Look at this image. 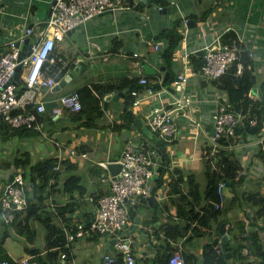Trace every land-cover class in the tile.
<instances>
[{"label": "crops", "instance_id": "crops-1", "mask_svg": "<svg viewBox=\"0 0 264 264\" xmlns=\"http://www.w3.org/2000/svg\"><path fill=\"white\" fill-rule=\"evenodd\" d=\"M167 1L169 2L167 6H172L171 12L158 9V4L147 6L143 10L132 8L106 12L92 17L86 23L76 27L75 31L67 34L65 38L71 39L72 43H67L66 47L58 40L56 51L59 54L70 60H77L78 63L79 57L82 56L87 65L61 90L47 91L46 98L70 93L84 86L113 85L117 87L127 78L139 77L136 70V58L133 56L134 51H140L144 61L157 69L156 74H152L156 75L154 80H158L159 77L164 78L165 71L161 70L164 62L160 50L155 51L152 42H159L164 48L168 40L166 37L159 40L156 36L172 31L168 32L170 21L173 22V26L178 22L176 26L180 33L186 32L185 45L190 50H200L216 34L231 27L233 32L243 37L246 47L258 55L256 67L260 73L256 76L255 87H260L264 75V0ZM174 3H177L178 7ZM49 9L50 2L48 9L44 12L34 0H0V51L5 48L6 41L16 37L25 25L35 26L36 23L47 19ZM206 13V18L202 19ZM185 19L195 20L196 24L189 26L185 24ZM41 25L42 23L38 24L37 28ZM74 32L79 34V38L73 36ZM149 32L152 33L150 38H148ZM182 46L184 43L178 45L174 55L172 68L175 75L183 66V61L180 60L181 57L179 58V55L184 53ZM193 57L201 58V62L204 58L197 52L191 54L192 66H189L188 70L192 73L198 70ZM190 83L189 88L202 98L212 99L216 95L224 94L212 79H206L200 75L190 76ZM165 86L167 91L161 96L163 99H169L180 93L178 88L171 87L170 84ZM120 91H124V95L118 99H111L107 108L104 107L103 116L93 124L87 119L77 120L65 113L52 123L50 122V126L45 124L48 136H41L38 146L36 142V146L32 145L30 140L26 145L30 149L29 153L36 158H58L60 149L54 146V139H59L63 143L62 161L72 162L76 167L73 170L63 169L62 180L74 174L81 178V184L86 187V193L83 196H80L78 192L74 193L78 203L81 204L74 215L83 220L91 218L97 203L91 202L89 195L95 194L98 197L102 191L108 190L107 184L100 179L101 174L106 173L107 170L100 165L99 161L115 159L121 154L126 139L134 136L136 141L147 143L150 148L154 146L157 148L160 145L161 148L166 149L170 159L168 164L165 161L160 164L164 169H161V175L157 180V183L159 180L160 183L156 185L153 196L141 198L136 205H133L136 212L134 217L131 215L132 225L128 231H131L130 236L133 239L132 247L136 254V264H160L158 261L167 257L171 248H175L174 251L181 249L195 256V264H204L202 256L205 245L212 241V237H217L221 244L222 224H225L222 229L229 236L226 246L233 242L235 236L247 235L251 230L256 229L260 235L264 236V218H259L256 214L259 207L255 204L256 200L264 196V144L262 146L255 144V135L250 133H247L245 141L228 149V152L234 153L239 161L240 169L235 181L229 183L225 189L226 198L219 215L213 217L209 226H202L196 220L192 222V227L197 229L190 234L193 235L191 238L183 236L172 239L166 234L163 229L166 224L184 225L194 216L193 212L189 214L192 200L189 193L194 183H198L203 192V200L200 204L195 205L193 201L195 210L203 212L204 205L209 201L206 199L208 183L205 175V160L208 158L206 154L210 146L209 136L213 133L210 110L214 108V103L212 101L208 104L201 103L198 114H195L201 123L198 128L191 119L180 117L178 138L172 143L161 144L163 140L161 137L153 135L150 130L145 132L148 128L146 115L151 107L161 104L162 100L159 97L133 107L136 119H140L142 125L136 122L128 129H114V124L123 122L122 113L126 108L127 88ZM120 91L113 89L107 93L114 95ZM129 108L132 109L131 106ZM61 119L64 120L58 125L57 122ZM7 138L8 134L5 136L0 132L2 142ZM69 146L76 147L78 152L75 155L69 154L66 151ZM81 151L87 152L88 155H81ZM6 153L8 152L2 151L0 154V159L4 160L2 164L0 163V197L4 193V184L9 181L11 174L10 160H7L9 153ZM99 168L104 170L99 173ZM183 194L188 196L186 200L182 199ZM71 197L70 193L64 191H57L52 195L58 204H65L71 200ZM48 202L47 198L41 210L53 213L54 221L62 225V219ZM31 227L37 230L34 244L27 242L26 233L14 232L6 226L0 207V264L5 259L12 262L24 256L33 258V254L25 250L26 243L29 246H37L42 253H45L43 250L45 230L42 222L34 219ZM199 230L207 233L201 235ZM67 247L70 248V259L60 257L58 264H100L106 250L104 239L97 235L92 238L78 239L69 243ZM230 254L227 264H257L261 261L260 257L246 256L243 252L244 258L241 259L235 258L232 252Z\"/></svg>", "mask_w": 264, "mask_h": 264}, {"label": "built area", "instance_id": "built-area-1", "mask_svg": "<svg viewBox=\"0 0 264 264\" xmlns=\"http://www.w3.org/2000/svg\"><path fill=\"white\" fill-rule=\"evenodd\" d=\"M50 2V9L47 19L36 25H25L16 37L10 38L5 43V48L0 51V122L6 125L8 136L14 131L33 130L41 132L42 137H47L45 123L56 120L65 113L74 114L82 110L83 103L80 93L75 90L70 93L60 94L50 99L46 98V92L53 90L59 82L60 74L67 72L78 64L77 60H70L56 51L58 40H62L72 29L86 23L92 17L106 12H115L119 9H132L144 2V0H47ZM153 1V0H152ZM176 6L178 7L177 3ZM165 6L158 4L157 8L163 10ZM188 20L185 19V24ZM42 23L41 27L37 25ZM233 29L229 27L223 32L216 34L213 39L203 48L206 53L203 55L204 61L198 70L190 72L192 66L191 54L198 50H190L185 41L187 36L182 33L183 38L180 44L184 43L182 55L183 61L181 71H179L171 81V87L178 88L180 93L169 99L161 96L166 93L167 88L163 84L164 78L157 80L160 87L156 88L154 82L145 73V64L140 51H134L136 58V70L139 75V83L142 89L131 90L134 97L131 108L140 106L153 98H160L161 104L155 105L147 113V127L155 135L165 140V143H172L179 136L178 119L187 117L200 126L198 114L201 103H214V108L210 110V120L213 133L209 136L210 154L213 156L222 149L236 147L244 139L243 126L257 125V117H253L247 111L233 109L230 107L228 95H216V97L202 98L197 92L189 88L190 76L200 75L206 79H216L230 72L236 66V75H240L245 69L243 56L246 54L251 58L253 64H248L257 71L256 61L258 55L253 50L246 47L242 36L236 38L228 37ZM27 37L31 38L26 55H22L23 45ZM148 42V41H147ZM155 51L161 49V43L152 42ZM202 49V48H200ZM176 53V52H175ZM180 53V52H179ZM175 55V54H174ZM20 70V81L16 82L15 74L17 68ZM23 82L24 89L19 92L20 84ZM260 87H254L249 92V97L256 100L257 91ZM223 92V91H222ZM51 104V105H48ZM247 135V134H246ZM54 144L60 149L58 163L55 170L60 169L62 162L61 154L63 143L59 139H54ZM257 145L264 144L263 131H257L254 139ZM66 151L75 155L78 150L74 146H69ZM83 156L88 153L81 151ZM158 147H148L143 142L136 141L134 136L126 139L120 156L109 161H99L105 168L106 173L102 174L101 181L108 186L105 194L96 197L89 195L91 202H96L97 207L89 221L73 215L74 228L71 229L64 223L60 214L58 202L52 198V193L48 197L49 205L58 213L62 219V226L65 229L67 243L77 241L82 238H92L102 236L105 241L106 250L100 264H136V254L132 247V238L129 227L132 225V216L128 205H136L141 198H151L153 196L152 178L156 174L158 165ZM114 161L121 164L117 174H112L108 163ZM13 180L4 184V193L0 197V207L2 219L6 226L14 232H18L20 225H24L25 214L29 206L27 191H31L34 183L29 179L28 172L23 166H11ZM11 175V174H10ZM54 180V179H53ZM54 182V181H53ZM229 181L221 180L217 186L218 199L214 201L216 209H222L226 198L225 189ZM48 205V204H47ZM82 219V220H81ZM112 239L116 241L109 243ZM216 251L221 252L219 245ZM243 254L254 257L251 249L245 247ZM62 258H67L66 253L61 254ZM21 264H42L33 260L30 256L17 259ZM1 264H11L9 260L1 261ZM162 264H188L181 249L175 250L170 257Z\"/></svg>", "mask_w": 264, "mask_h": 264}, {"label": "trees", "instance_id": "trees-1", "mask_svg": "<svg viewBox=\"0 0 264 264\" xmlns=\"http://www.w3.org/2000/svg\"><path fill=\"white\" fill-rule=\"evenodd\" d=\"M155 4L167 6L169 2L167 0H153V5ZM147 6L148 3L142 2L137 5L136 8L138 10H143ZM206 16L207 13L203 15L202 19H205ZM177 23L178 22L174 24L173 29L170 33L167 34L166 32H163L162 34L156 36V38L159 40H161V38L163 37H166V40H168L164 45V48L161 46V49L159 51L164 65H166L167 69L170 71V79L167 82L163 81L164 85L170 84L175 77V73L172 68L174 54L178 48L181 39L183 38L182 33H180V31H178L177 29ZM228 37L236 38L237 34L232 31L228 34ZM150 42L151 41H149V43ZM193 60L196 63V68H199L200 64L202 63L201 58L193 57ZM243 61L246 66L240 75L235 74L237 67L233 66L230 72L220 76L219 78L212 79V81L218 87V89L228 95L231 108L236 109L237 111L248 110V113L251 116L257 117L258 130L261 131L264 129V75L260 82V88L263 91V95L257 97L256 100H253L249 97V92L256 85V82L253 81L254 70L251 67L247 66L248 64L252 65L253 61L246 54H244L243 56ZM64 73L65 72L60 74L61 78L64 76ZM147 75L151 82H154V86L156 88H159L161 86L157 80H154L156 79V75ZM19 86V92H21L24 89L23 82ZM125 88H127V100L126 108L122 113L123 122L121 124H114V129H128L133 127V125L136 123L137 116L135 115L133 110L129 108L134 99V97L131 95V90H141L143 88L142 85L139 83V77L127 78L117 87L113 85L84 86L83 88L78 90L83 103V108L81 111L71 114L72 117L77 120L87 119L93 124V122L100 119L105 112L104 105L102 103L103 94L111 92L113 89L120 91L124 90ZM250 128L251 127L249 126V124L243 126V130L246 131ZM17 132L19 134H24V130L22 129L17 130ZM145 144L147 145V143ZM210 150L211 146H209L207 150L206 156L208 158L205 160V175L208 183V185L206 186V199H209V201L207 202V204L204 205L203 212L195 210L193 201L195 202V205L200 204L203 200V192L200 190L199 184L194 183L193 188H191L189 193V195L192 196L189 214L192 212L194 213V216L190 218V222H187L186 224L180 226L178 224L169 223L164 226L165 228H163L166 234L172 239H176L183 236H189V238H191L193 235L190 234H192V232L194 233V231H196L197 229L196 227H192V222H194L195 220L198 221L199 224L202 226H209L213 217L219 215V213L221 212V209H216L214 206V201L218 199V183L221 180L229 181V183H232L235 181L238 175L240 164L239 161L235 158L234 153L228 152V149H222L219 150L217 154L209 156ZM262 151L263 150L261 149V152ZM1 153L2 152H0V154ZM57 163L58 159L56 157L36 158L32 156L31 153L29 154V152L25 153L23 156L16 154L12 162L10 161V164L13 167H25L30 177V180L32 181V183H34V187L32 188V190L27 191L29 206L25 214L26 223L24 225H20L18 232L22 234L26 233L27 242H32V244H34L33 242L36 239L37 230L32 229L31 223L32 221H34V219H38L42 222V225L45 230L43 245V250L45 251V253H42L41 249L37 246H29L27 243L25 246V250L33 254L34 257L32 259L42 264L60 263V257L62 253H66L67 258L70 259V248L66 246L67 236L64 227L54 221L53 213L41 210L46 199L49 197L50 192L52 193V195H54L57 191H64L66 193L71 194V200H69L65 204H60L58 206L60 214L64 219V223H67V225L71 229L74 228L73 215L75 211L81 206V204L78 203L76 198L77 196H75L74 193L78 192L80 196H83L86 193V187L81 184L82 182L79 176L72 174L65 178L64 181L62 180L63 169L73 170L76 165L67 160H63L60 163V169L55 170L54 166ZM104 169L99 168V173L102 172V170ZM162 169L164 168L162 167ZM158 183H160V180ZM158 183L156 185H158ZM156 185L154 186V189ZM105 193V191H102L101 194ZM181 197H183V200H186L188 196L186 197L183 194ZM255 204H258L259 207L256 214L259 218H264V196H261L258 200H256ZM89 220L90 218H86V221ZM206 233L207 232L199 230V234L201 235H205ZM219 244L220 243L217 237H212V241L208 242L205 245L202 256L204 264H227L228 259L225 257L226 252H232L235 258H244L242 250L244 247L247 246L257 257L261 258V261L257 264H264V236L260 235V232L256 229L251 230L249 233H247V235L244 234V236L241 237L235 236L233 242L227 244L226 252L222 249L220 253L216 251L214 247ZM174 249L175 248L169 249L170 253L167 256L168 258L170 257V255H172ZM183 254L186 257L188 264H195V256H192L185 252H183ZM167 257H164V259L160 260V262L158 261V263L162 264L168 259ZM11 264L21 263L17 261H12Z\"/></svg>", "mask_w": 264, "mask_h": 264}, {"label": "water", "instance_id": "water-1", "mask_svg": "<svg viewBox=\"0 0 264 264\" xmlns=\"http://www.w3.org/2000/svg\"><path fill=\"white\" fill-rule=\"evenodd\" d=\"M133 2V0H131ZM144 2L148 3V6H152L153 3H152V0H144ZM171 9H172V6H166L163 8V11L165 12H171ZM187 24L189 26H191L192 24H196L195 20H188ZM169 30L168 32H170L172 30V26H173V22L170 21L169 22ZM76 28L72 29L71 31L68 32V34L72 33L73 31H75ZM152 35L151 32L148 33V38H150V36ZM30 41H31V38L30 37H27L25 39V43L23 45V52H22V55H26V51L29 47V44H30ZM198 54H200L201 56H203L205 53H206V49L205 48H202L200 50H198L197 52ZM80 61L77 65L74 66L73 69H71L70 71H68L65 76L63 78H61L59 80V82L53 87V91H58V90H61L63 87H65L67 85V83L73 79L79 71L83 70L84 67L87 65V62L85 60H83V57L80 56ZM204 61V58H202V62ZM254 69V68H253ZM20 70H21V67L19 66L17 68V72L15 74V80L16 82H19L20 81ZM161 70L162 71H165V75H164V81L167 82L169 79H170V71L166 69V66H162L161 67ZM145 72L148 73V74H156L157 72V69L154 68L152 65H150L149 63H146L145 64ZM253 81L256 82V73H253ZM170 88V86H168ZM258 94L259 96H262V90L259 89L258 90ZM124 95V91H120L118 92L117 94H112V93H105L103 94V103H104V107L107 108V105H108V102L111 100V99H118L120 96H123ZM136 122L138 123V125H142V122L140 119H136ZM5 129V130H4ZM258 129V126L257 125H253L251 126V128L249 129V133L251 134H254L256 132V130ZM0 132L5 134V136L7 135L8 131L6 130V125L2 122H0ZM145 132H149V129L146 128L145 129ZM24 134L25 135H28V136H35L36 135V131H33V130H24ZM244 139H247V136H246V132L244 133ZM161 144H165V140L163 139L161 141ZM120 155L116 156L115 159H117ZM157 160H158V165L156 166V174L154 175V177L152 178V187H154L156 184H157V180L159 178V176L161 175V162L162 161H165L167 164L169 163V157L167 155V152H166V149L164 148H161L160 146L158 147V157H157ZM108 167H109V170L111 171L112 174H117L121 168V164L120 163H117V162H114V161H111L108 163ZM13 173H11L10 175V178L9 180H13ZM225 224H222V228ZM221 228V247H222V250L223 251H227V247H226V242L227 240L229 239V236L227 233H225V230H223ZM116 241V239H112L111 240V243H114ZM231 256L230 252H226L225 253V257L226 258H229Z\"/></svg>", "mask_w": 264, "mask_h": 264}, {"label": "rangeland", "instance_id": "rangeland-1", "mask_svg": "<svg viewBox=\"0 0 264 264\" xmlns=\"http://www.w3.org/2000/svg\"><path fill=\"white\" fill-rule=\"evenodd\" d=\"M34 2L36 3V5L39 8H41L42 10H44V12L48 9L49 2L47 0H34ZM73 36L79 38V34L77 32H74L73 33ZM60 42H61V44L64 47H66L67 46V43H72V40L69 39L68 37H66L63 40H60ZM70 85H73V84L70 83ZM63 120L64 119H61L60 121L57 122V124L58 125L62 124ZM50 122L52 123V121L46 122V125L47 126H50L49 125ZM39 138H41V134L40 133H38V135L36 134L35 136H28V135H25L23 133H20L19 134L17 131H14V133L11 134V135H9L8 138H7V140H5L4 142H2L0 140V152L7 151L9 153L8 154V158L9 159H7V160H10L12 162V160L16 156V154H19L20 156H23L25 153L29 152L28 150H30V149L26 146L29 143V140H30V143L32 145H35V142H36L37 143V146H38ZM24 142H25V145H24ZM54 146H55V144H54ZM3 161H4L3 159H0V163L1 164L3 163ZM9 166L11 167L12 165L9 164ZM29 179H30V177H29ZM128 207H129V210H130L131 215L134 217L135 216V212H136L134 206L133 205H128ZM129 233H131V231H129Z\"/></svg>", "mask_w": 264, "mask_h": 264}, {"label": "clouds", "instance_id": "clouds-1", "mask_svg": "<svg viewBox=\"0 0 264 264\" xmlns=\"http://www.w3.org/2000/svg\"><path fill=\"white\" fill-rule=\"evenodd\" d=\"M144 3H146V2H144ZM152 3H153V1H152ZM146 63H147V62H146ZM71 69H73V68H71ZM71 69H70V70H71ZM64 72H65V71H64ZM65 74H66V72L64 73V75H65ZM256 76H257V74H256ZM62 78H63V77H62ZM60 79H61V78H60ZM253 88H254V87H253ZM260 89H261V88H260ZM258 90H259V89H258ZM77 91H78V90H77ZM257 94H258V91H257ZM262 95H263V91H262ZM258 97H259V94H258ZM132 110H133V109H132ZM70 115H71V114H70ZM50 121H54V120H50ZM45 124H46V123H45ZM257 126H258V125H257ZM44 127H45V125H44ZM263 130H264V129H263ZM263 130H261V131H263ZM257 131H259V130L257 129L256 132H255L254 134H252V135H256ZM37 133H40V134H41V132H36V134H37ZM247 133L249 134V132H246V134H247ZM250 134H251V133H250ZM37 135H38V134H37ZM41 136H42V134H41ZM246 136H247V135H246ZM245 140H246V139H245ZM261 145H262V144H261ZM228 185H229V184H228ZM228 185H227V186H228ZM153 189H154V187H153ZM112 244H113V243H112ZM219 246H220V248L222 249L221 244H219ZM244 248H245V247H244ZM244 248H243V249H244ZM215 249H216V248H215ZM242 252H243V250H242ZM251 252H252V251H251ZM252 253H253V252H252ZM253 255L256 256L254 253H253ZM256 257H257V256H256Z\"/></svg>", "mask_w": 264, "mask_h": 264}]
</instances>
